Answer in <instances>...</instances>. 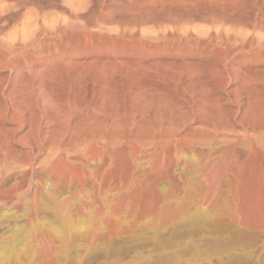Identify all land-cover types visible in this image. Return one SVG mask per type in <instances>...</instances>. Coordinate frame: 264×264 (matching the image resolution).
<instances>
[{
	"label": "rangeland",
	"instance_id": "1",
	"mask_svg": "<svg viewBox=\"0 0 264 264\" xmlns=\"http://www.w3.org/2000/svg\"><path fill=\"white\" fill-rule=\"evenodd\" d=\"M166 1L167 0H0V94L2 93L0 95V108L3 109L5 106H8L9 102H11V104H16V99L14 100V98L18 97L16 94H13V97L10 95L12 98L8 96L7 99H10H6L5 103L3 92L6 95L8 93L7 90L9 91V88H20V86L26 87V84L28 85L26 88L30 89L31 91L30 95L31 99H33L32 102L34 101L33 103L37 107H35L33 103L32 105L35 108L42 107L37 109L39 114L42 112L45 113L42 110L44 106L42 105V99L39 97L38 93L41 88H45L46 90L54 89L52 93L57 94V97L55 96L57 99H59V97H66L71 90L69 94L70 98L76 96L74 97V99L77 98L76 101L78 99L81 101H86V98L92 96L93 93L89 92L91 89L89 88L91 87V81H89V84L87 83L89 78L92 80L93 72L96 70L91 68L96 65L98 66L97 69L104 67V69L113 70V68H115L117 73L115 72L114 74L117 77L115 78L114 76L116 80L113 78L114 81H111V86H113L112 88L114 90L113 95L115 96L113 102L114 100L118 101L119 99L120 102H116V105H118V109L120 107L123 108L122 112L127 113V111L131 109V105L127 106L125 104H131L132 96L137 89L136 82L139 81L137 82L138 85L141 84L140 86L145 89L147 88V90L149 89L151 93L154 92V94L163 98V100L167 101L166 103L170 105L172 112L169 113V115H166L168 116V118L166 117L167 121H169L172 116L175 118V120H177L176 122H178V124L181 123L180 120H182L183 124H187L186 122H188L184 128L186 129L185 131L188 130L193 132L195 130L196 132H194L197 134L199 131H201V127H206L204 123L212 124L216 122L217 119L220 120L221 118H226L230 115L228 118L230 120L233 118L231 121L233 123V127L236 129V131H234L236 132L235 135L240 139L242 138V142L231 143L232 147L230 151L232 154L234 153L233 155L228 151L227 153L225 152L226 150L230 149L227 144V146L213 145V149H209L206 146L204 148L206 151H203L195 145V149L198 152H203V156L206 153H209V155H211L210 152H212V155L214 153L215 155L209 156V162L211 164L215 162L217 163L218 161L222 160L223 157H226L230 154L234 158V161L236 159L239 161H245L247 157H244L241 152V148H247V150L248 148L250 149L249 139L246 137L248 132L247 130L254 127L255 132H258H256L257 139L264 140V27H256L255 29H251L252 25L249 23V29L247 26H245L248 24V22H241L239 25H237L238 23H234L232 20L229 21L228 19H224L223 21H213L212 19L211 21L213 22L210 21V23L215 25V28H213V25L210 24L208 20H206V22L204 21L205 17L206 19L211 18V13H208L209 10L207 12L208 14H206L202 13L201 11L199 12V9L197 10L195 4L192 3V5L191 2H184L182 0L181 2H178L179 0H174V2L173 0H168L169 2ZM252 1L253 0H247L246 2V0H241V4L239 5H241V9H243L241 11L243 12V15L246 14L248 16L249 14L250 17L254 16L252 15L251 11L253 14L254 11L256 14L258 12L259 15L260 12H262L261 14L263 15L264 12L262 9L261 11H258V8L262 7L261 3L260 6L258 4L257 6L255 4L252 6ZM259 2H262V0ZM137 3H141L143 7L139 9L134 8ZM245 5L247 7L242 8ZM193 7L197 11H193ZM239 7L237 12L240 11ZM248 7L250 8L249 10ZM246 10L248 14L246 13ZM195 12H197V15ZM200 13H202V15ZM201 17L203 19H201ZM215 21H219L218 24ZM220 22H222V24ZM230 23H234L237 25V27H235L233 24L235 27L233 29V25ZM210 27L211 29H214L211 32L212 36H210ZM220 27L222 29H220ZM227 27L230 28L227 30ZM260 28L262 30H259ZM229 30L231 31L229 32ZM237 31L242 35L245 34L243 35L244 37L242 35L238 36ZM234 32H237V35ZM251 32L253 33L252 35ZM225 33L227 35H225ZM221 34H224L223 36H225L228 41L223 38ZM254 34L257 37L253 36ZM246 35L250 39H246ZM234 36H238V38L235 40ZM215 39L218 40L215 41ZM224 41L229 42L227 44L228 48L226 47L227 42ZM243 41L247 43L250 41V45H248L249 43L244 44L245 46L247 45L246 47L248 48L244 47L242 43L245 42ZM230 44L234 47L231 48ZM220 46H223L224 48H221ZM240 47L242 49H240ZM222 49L224 50L225 54L228 55L227 57L225 54H223ZM221 55H224V57ZM140 59L142 60L141 62ZM110 61H112L113 65ZM138 61L139 63H145V65L144 63L143 65L141 64L143 66L142 69H145L144 71H152L153 69L156 70L158 77L154 71H152L154 73L151 71L144 73L143 70L138 67ZM107 62H110V65H107ZM223 62L225 63L222 66ZM116 63H119V65ZM98 64L102 66L100 67ZM120 64H124L126 70H129L130 65L131 68H134L133 66L135 65L137 66L136 69H138H132V73L130 74L129 72L127 75L126 70L123 72L125 69L124 65H122L121 69H118V66L121 67ZM14 65H16V67ZM127 65H129V68L126 67ZM75 66L79 67L77 71L81 75L85 72V74L82 75L83 77L81 75L79 76V78L81 77V80L78 78V74L74 70ZM107 66L108 68H106ZM110 66H113V68H110ZM236 67L239 69V71L241 70L240 75L239 72L236 71L238 69L234 70ZM84 68L86 69L84 70ZM88 68L91 69H89L90 71L88 70L89 73L91 72L90 74L88 72V74H86V70ZM83 70L84 72L82 73ZM121 70L122 72H119ZM72 71H74V73L77 75H74ZM140 71L141 73H139ZM118 72L120 74H118ZM142 72L146 75L144 76ZM151 73L152 75H155L152 76L153 78H150ZM52 74L53 76H50ZM122 74L123 76L125 75V79L123 76L121 77ZM136 74L139 76L140 80L137 79L138 76ZM147 74H149V76ZM46 75L48 76L46 77ZM126 75L128 80L126 79ZM40 76L42 79L39 78ZM75 76H77L78 79H76ZM131 76H133V79ZM140 76L143 79H146L143 80ZM240 76L242 77L240 78ZM120 78H122L124 82L122 79L120 80ZM73 79L77 84L73 81ZM129 79L131 85L129 83ZM76 80L80 82H77ZM144 81H147L146 83L150 85L145 84ZM38 82L41 83L39 84L40 86L38 85ZM51 82L54 87L48 85L51 84ZM73 82L75 83L74 86ZM55 83H57V85ZM29 84L34 86L32 87ZM76 85L79 89L75 87ZM206 85H208V87ZM62 86L65 87L63 88ZM68 86L71 88L75 87L76 90L78 89L76 91L77 93H73L75 92V88L71 89ZM85 88H88L89 90ZM57 89L63 90L60 92ZM192 89L194 90L193 92L191 91ZM203 89L206 90L204 91ZM64 90H66V93ZM83 90V93L86 95V97L82 93ZM78 91L81 95L78 93ZM90 91L93 90L91 89ZM130 91L134 93L132 94ZM62 92H64L63 94L67 95H63ZM116 95L118 96L117 98ZM77 96H80V98ZM89 99L90 97L88 100ZM35 101L36 103L38 101L39 103L37 104H40L41 106L37 105ZM192 101L195 103V106L199 107V112L197 111L198 114L195 113L196 116L194 113H192V111L189 110L192 106ZM54 106L55 104L53 107ZM57 106L58 104H56V107ZM106 106L108 107L109 105ZM48 107L50 108V106ZM48 107L45 108L46 111H48ZM53 107L51 106V108L55 110L56 108L54 109ZM122 108L119 109L120 113H122ZM214 108L215 111H213ZM52 109H49L47 113L53 111ZM200 110L201 116L199 115ZM204 110L207 111L205 112ZM208 110L209 112L212 110V112L209 113ZM216 110L218 113H223H219L220 116H218ZM227 110L228 112H226ZM175 111L176 113L174 114ZM214 113L215 117L212 115ZM206 114L211 118H208ZM27 116L29 118V115ZM6 117L8 119V115H6ZM191 117L192 119L194 118V120L189 122ZM201 118L208 122H203V119ZM199 119L201 120L199 121ZM214 119L216 120L214 121ZM0 122V125L6 127L12 126V124L7 122ZM198 122H201V126H199L200 124ZM252 122L254 125L257 124L256 122H258V124H260V128L258 124L256 126L252 125ZM244 123H246V126ZM27 125L28 123L22 127L20 131H18V134L24 133L27 130ZM188 127H193L194 130H190ZM241 127H245L246 130L245 128L242 130ZM195 128L198 130V132ZM243 139H245V141ZM234 143H237L240 145V147H242L240 148L238 147L239 145H234ZM244 143L248 145L245 146ZM262 143L264 145V142ZM12 145L16 148L19 147L13 143ZM215 147L222 149L218 148L217 152ZM208 150L210 151L207 152ZM221 150H223V153H220ZM262 150H264V147ZM222 155L224 156L222 157ZM231 155L229 157H231ZM219 158L221 159L219 160ZM242 158H244V160ZM188 159L190 163H193L196 160L195 157H191L190 155L188 156ZM212 159L213 162L211 161ZM234 163L236 164V162ZM34 180L35 178L32 182L37 183L36 180H39V178L35 181ZM46 182L47 180L42 183L43 193L38 197L37 201L40 209V215L38 219H28L29 210L32 206L31 201L27 203L25 206L26 208L24 207L22 211L12 215L10 213L13 212L14 209L11 207L0 206V213L1 211L4 213V216H2V213V215H0V240L3 241V243L0 241V244H4L3 246L0 245V259H2L0 260V264H264V225L262 224L261 226V224H258L259 226L256 227L257 225L251 222H249L251 224H247L248 222L246 223V220L243 221L242 225L241 221L243 218L234 204V211L232 210L231 213V217L233 216L234 219L231 217L229 218L230 220L224 219L223 214H221L222 210L218 206H207L202 204L205 206H203L204 209H202V205H199L201 203H195V206L197 207H191V205V210L187 211L188 216L186 214L187 212H184L181 216L183 219L178 217L180 219H173L169 222V224L172 222L174 226L169 224V226L166 224L167 227L166 225L160 227L157 226V228L160 229L157 230L156 227H152L149 221L143 220L140 221L142 227L139 225L140 223H137L135 226L138 225V229L134 226L135 229L134 227L132 228V233H128L129 236L128 234H121L115 236L113 240H110L107 238L98 237V234L92 231V228L90 227L91 225H89L90 222H86L89 221L87 216H73V214L70 213V207H59L56 205L57 199L55 196H53L54 191L52 190L53 188L51 183L49 182L50 184L46 185ZM31 194L32 196L34 195V193L30 191L27 193V195H23L22 198L31 200ZM60 199L64 201L66 200V197L61 196L59 200ZM194 208L197 209H195L196 211L194 210L195 212L192 210ZM233 213L234 215H232ZM46 214H48V217ZM41 215L43 216L41 217ZM183 215L186 216L184 217ZM62 217L63 219H61ZM237 217L240 219V223L238 222L239 224L237 223ZM191 218H195L196 220ZM3 223L8 224V227L3 225ZM11 223L14 227H10L13 229L9 227ZM77 225L81 227L78 228ZM250 225H252V227H250ZM66 226L70 227L68 228L69 230ZM4 227H6V229ZM149 228L153 229L150 230ZM42 231L44 232L42 233ZM42 234H47V236ZM91 235H94L95 238H93L94 236L92 237ZM45 237H48V240ZM80 237H83V240H81ZM97 237L99 239L98 241ZM206 240L209 241L207 242Z\"/></svg>",
	"mask_w": 264,
	"mask_h": 264
},
{
	"label": "bare ground",
	"instance_id": "2",
	"mask_svg": "<svg viewBox=\"0 0 264 264\" xmlns=\"http://www.w3.org/2000/svg\"><path fill=\"white\" fill-rule=\"evenodd\" d=\"M182 1L191 2V4L192 3L195 4V7L197 10L199 9V12L201 11L202 13H206V14L211 13V15H210L211 18L208 16L210 19H206V17H205V19H204L205 22H206V20H208V22L210 23V21L212 19H213V21L214 20H222L223 21L224 19H228L229 21L232 20V22L238 23L237 25H239L241 22H248V24L246 23L247 25H245V26L248 27V25L250 23L252 25L251 29H255L256 27H258V28L264 27V25H263L264 24V19H263L264 14L262 15L261 14L262 12H260V15H261L260 16L258 14V12L256 14L254 11V14H253V12L251 11L252 15H254V16L250 17L249 14L247 13V10H246V13L248 14V16L246 14L243 15V12H241L243 9H241V5H239V4H241V0H240V3H239V0H182ZM259 1L253 0L252 1L253 4H251V5L254 6V4H255L257 6V4H258L260 6V3H261L262 7H259L258 11H261V9H262V11L264 12V0H262V2H259ZM166 2H169V1L167 0ZM173 2H174V0H173ZM178 2H181V0H179ZM246 2H247V0H246ZM188 4H190V3H188ZM133 6H134V4H133ZM161 6H163V5H161ZM142 7L143 6L141 3H137L134 8L139 9ZM238 7L240 8L239 12H237V10H239ZM245 7H247V6L245 5L242 8H245ZM176 8H178V7H176ZM249 9L250 8L248 7V10ZM253 9H254V7H253ZM255 9H256V7H255ZM197 10H195V8H194L193 11H197ZM208 10H209V12H208ZM191 11H192V8H191ZM244 12H245V10H244ZM188 13H189V10H188ZM202 13H200V14L202 15ZM195 14L197 15V12H195ZM203 15H205V14H203ZM186 18H187V15H186ZM201 19H203V18L201 17ZM213 21H211V22H213ZM218 22L219 21H217L216 23L218 24ZM220 23L222 24V22H220ZM210 24H212V23H210ZM233 24H231V25H233ZM223 25H222V27H223ZM234 25L232 26L233 29L235 27H237V25H235V27H234ZM251 25H250V27H251ZM213 28H215V25H213ZM224 28H225V26H224ZM229 28L227 27V30ZM210 29H211V27H210ZM220 29H222V28L220 27ZM213 30L214 29H211L210 34ZM259 30H262V29L260 28ZM216 31H218V30H216ZM230 31L231 30H229V32ZM229 32H228V34H229ZM237 32H234V33L236 34ZM241 32H243V31H241ZM222 33H223V31H222ZM231 34H232V32H231ZM252 34L253 33L251 32V35ZM221 35L223 38H225V36H223L224 34H221ZM225 35H227V34L225 33ZM239 35H242V34H240L238 32V36ZM243 35H245V34H243ZM258 35H261V34H258ZM210 36H212V34ZM216 36H217V33H216ZM235 36H234V38L236 40V38H238V36L237 37H235ZM253 36H255V34ZM255 37H257V36H255ZM232 38H233V36H232ZM245 38L250 39L247 37V35ZM259 39H261V38H259ZM217 40L218 39H215V41H217ZM221 40H222V38H221ZM235 40H233V41H235ZM227 41H224V42H227ZM224 42H222V43H224ZM243 42H245V41H243ZM216 43H218V42H216ZM228 43L229 42L226 43V47H227ZM230 43H231V40H230ZM248 43L245 42L242 44L244 45V44H248ZM248 45H250V43ZM230 46H231V44H230ZM246 46L244 45L245 48H248ZM232 47H234V46L232 45L231 48ZM250 47H252V46H250ZM213 48H215V47H213ZM215 49H217V48H215ZM240 49H242V48L240 47ZM222 52H223V54H225L224 50ZM230 52H231V50H230ZM227 56L228 55H226V57ZM222 57H224V55ZM225 58H223V59H225ZM141 61L142 60L140 59V62ZM93 62H94V60H93ZM110 62L112 64V61H110ZM110 62L109 63L107 62L108 63L107 65H110ZM115 62H117V61H115ZM115 62H113V63H115ZM119 62H120V60H119ZM132 62H133V60H132ZM90 63H92V62H90ZM126 63H128V62H126ZM135 63H132V64H135ZM143 63L144 62L139 63V61H138L139 65L138 64L137 65L140 69H142ZM224 63L225 62H223L222 66L224 65ZM116 64H114V65H116ZM130 64H131V62H130ZM117 65H119V63ZM122 65H124V64H120L121 67L118 66V69H121ZM144 65H145V63H144ZM220 65H221V62H220ZM14 66L16 67V65H14ZM76 66H75L76 69L74 68V70H75V72H77L78 78H79V76L81 74L77 71L79 69V67H76ZM99 66L101 67L102 65H99ZM128 66L129 65H127L126 67H128ZM97 67L98 66L96 65L93 68H91V69H94V70L96 69V70L93 72L92 80H90V78H89L87 83L89 84V81H91L90 82L91 87H89V88H91L93 91H90L91 89L89 90L88 88H85V89L89 90L90 93L91 92H93V93H92V96H89L90 97L89 100H88L89 97L86 98L88 101L87 100L84 101L83 100L84 97L82 98V100L86 103H84L83 101H81L79 99H78L79 101L78 100L76 101L77 98L74 99V97H76V96H74L75 94L71 95V96H74L73 98L72 97L70 98L69 94H70L71 90L69 88H71V87H69V86H68L69 87L68 89L70 90L69 94L68 95L66 94L67 95L66 96L65 94H63L64 92H62V94L65 95L66 97L63 98L61 96L62 98L59 97V99L56 98L57 97L56 93H54L55 95L52 93L54 91V89L53 90H51V89L46 90L45 88L42 89L40 87L41 89L39 88L40 91L38 93H39V97L42 99L41 100L42 105L44 106L42 110L45 113L42 112L41 114H39L37 112L38 111L37 109H40L42 107L35 108L37 106L33 103L34 101L32 102L33 99H31V95H30L31 91H30V89L26 88L28 86L27 84L25 85L26 87L20 86V88H16L15 87L16 85H15L14 86L15 88H12V89L9 88V91L7 90L8 93L6 95L3 92V98H5V103H6L7 97L10 95H12V97H13V94H16V95H18V97L14 98V100L16 99V104H11V102L7 101V102H9L8 103L9 105L4 107V105H7V104H4L3 105L4 108L3 109L0 108V121H2V122L4 121V122H7L9 124H12V126L14 125L13 127L12 126L6 127L3 125H0V206L11 207L12 209H14V211L10 213L12 215L15 213L17 214V212H19V211H22L23 208L27 205V203H29V201H31L32 206L29 210L28 219L29 220L38 219L39 215H40V209H39L37 201H38V197L43 193L42 183H44L47 180L46 185L51 183V186L53 188L52 190L54 191L53 196H55L57 199L56 205H58L59 207H63V206L70 207V213L73 214V216L74 215L75 216L85 215V217L87 216L89 221H86V222H90L89 225H91L90 227L92 228V231H94L96 234H98V237H101V238L103 237V238H107L110 240L111 239L113 240V238L117 235L130 233L132 231V228L137 223H140V221H143V220L149 221L153 228H155V227L157 228V226L160 227V226H163L166 224L168 225L169 222L172 221L173 219H177L178 217H181L184 212L191 210L190 209L191 207H197V206H195V203H197V204L201 203V204H199L200 206L202 204H205L207 206L208 205H210V206L214 205V206L220 207V209L222 210V212L221 211L220 212H221V214H223V217L226 220H228L231 217V213H232V210L234 207L233 204H234L237 207L241 217L243 218V220L241 221V224L243 223L244 220H246V223L248 222L247 224L253 223V224L257 225L256 227L259 226L258 224H261V226H262V224L264 225V154H263L264 152H262V151H264V150H262L264 147L262 142H264V140L257 139V135H256L257 131L255 132L254 127L249 128V130H247L248 132L246 134L247 135L246 137L249 139L250 149L249 148H248V150H247V148L243 149V148H241L242 146L240 147L239 144L234 143V145L235 144L239 145L238 147L241 148L242 154L244 155L245 158L246 157L247 158L245 159V161H239L238 159H236L234 161V158L232 157V155L234 153L232 154L230 151L231 147H232L231 143L242 142V140H241L242 138L240 139L238 136L235 135L236 132H234V131H236V129L233 127V123L231 121V120H233V118L230 120L228 118V117H230L229 114H227V115H229L228 117L225 116L226 118L220 119L218 117L220 119V120L217 119L218 121L216 119H214V121L216 120V122H214V123L211 122L212 124L204 123V125L206 127H201L202 129L199 132L195 128L198 132L197 134L195 133L196 131L193 129V127L192 128L188 127V129L190 128V130L192 129L195 132L194 131L193 132L188 131V130L185 131L186 129H184V128L188 124V122H186L187 124H183L182 120H180L181 123L178 124V122H176L177 120H175V118L172 116H171V119H169V121H167L166 117L168 118V116H166V115L167 114L169 115V113L172 112V109H170V105L168 103H166L167 101H164L163 98L154 94V92L151 93L149 91V89L147 90V88L145 89L142 86H140L141 84L138 85L137 82H139V81L136 82V88L137 89H136L135 93L133 92L134 93L133 94L130 91L133 94L132 99H131V104H129V103L125 104L124 103L127 106L131 105V109L128 110L127 113H124V112H122L123 108L119 106L120 108H122V110H121L122 113H120V111H119L120 108L118 109V107H117L118 105H116L117 104L116 102H118L119 99H118V101L114 100L115 103L113 102V99L115 96L113 95V92H114V90L112 88L113 86H111L112 85L111 81L113 80V78L115 76L114 73L117 70L115 68H113V66H110V68H113L114 71L104 69V67L97 69ZM115 67H117V66H115ZM133 67L136 69L137 66L134 65ZM106 68H108V66ZM124 68H125V65H124ZM134 68H131V65H130L129 70H126V68H125L123 72H125V70H126L127 75L129 74V72L131 74L132 69H134ZM82 69H80V70H82ZM85 69L86 68H84V70ZM89 69L90 68H88L86 70V74H88L89 71L91 70V69L90 70ZM236 69H238V68L236 67L234 70H236ZM84 70L82 71V73L84 72ZM142 70L144 73H146L147 71L148 72L151 71V70L144 71L145 69H142ZM221 70H223V69H221ZM231 70H232V68H231ZM141 71L139 73H141ZM152 71H154L156 74V70L153 69ZM236 71H238L239 75H240L241 70L239 71V69H238ZM72 72L74 73V71H72ZM119 72H122V70ZM119 72H118V74H120ZM154 72H152V73H154ZM69 73H70V71H69ZM152 73L150 74V78L152 76H155L154 74L152 75ZM194 73H196V72H194ZM222 73H223V71H222ZM232 73H233V71H232ZM77 74L74 73V75H77ZM84 74H85V72H84ZM84 74H82V75H84ZM123 74L121 75V77L123 76ZM134 74H135V72H134ZM236 74H237V72H236ZM74 75H73V77H74ZM127 75H126V77H127ZM138 75H140V74H138ZM145 75L146 74H144V76ZM147 75L149 76V74H147ZM47 76L48 75H46V77ZM50 76H53V74ZM118 76H120V75H118ZM124 76H123V78L125 79ZM148 76H146V77L149 78ZM75 77H76V79H78L77 76H75ZM87 77H88V75H87ZM116 77L117 76H115V78ZM131 77L133 79V76H131ZM157 77H158V75H157ZM157 77H155V78H157ZM241 77L242 76H240V78ZM39 78H41V76ZM51 78H49V79H51ZM74 79H73V81L75 82ZM79 79L81 80V77ZM121 79L122 78H120V80ZM126 79L128 80V77ZM130 79H129V83H130ZM132 79H131V81H132ZM137 79L140 80L139 76L137 77ZM142 79H141V81H142ZM144 79H146V78H144ZM179 79H182V78H179ZM246 79H247V77H246ZM51 80H49V81H51ZM84 80H82V81H84ZM159 80H161V79H159ZM76 81L80 82L78 80H76ZM86 81H87V79H86ZM122 81H123V79H122ZM141 81H140V83H141ZM243 81H245V80H243ZM39 82H38V85L41 84ZM74 82H73V86L76 83V82L75 83ZM146 82H145V84H148ZM195 82H197V81H195ZM253 82H254V80H253ZM70 83H72V82H70ZM83 83H81V84H83ZM176 83H177V81H176ZM247 83H249V82H247ZM250 83H251V81H250ZM55 84L57 85V83H55ZM81 84H79V85H81ZM84 84H86V83H84ZM119 84H120V82H119ZM159 84H160V82H159ZM180 84H181V82H180ZM18 85H20V84H18ZM18 85H17V87H18ZM48 85L54 87V85H52V82H51V84H48ZM68 85H70V84H68ZM130 85H131V83H130ZM148 85H150V84H148ZM155 85H156V83H155ZM30 86H32V85H30ZM127 86H129V85H127ZM206 86L208 87V85H206ZM75 87L78 88L77 85ZM85 87H87V86H85ZM130 87H133V86H130ZM198 87H199V85H198ZM57 88H59V87H57ZM76 88L74 90L75 92H73V93H77L76 91L79 88L77 90H76ZM59 89H57V90H59ZM80 89H81V87H80ZM62 90H59V91L61 92ZM66 90H64L65 93H66ZM200 90H201V88H200ZM191 91L193 92L194 90L192 89ZM32 92H33V90H32ZM83 92H84V90L82 91V93ZM78 93L80 94L79 91H78ZM85 93H86V91H85ZM62 94H58V95H62ZM209 94H210V92H209ZM36 95H37V92H36ZM210 96H211V94H210ZM77 97L80 98V96H77ZM85 97H86V95H85ZM117 97L118 96L116 95V98ZM9 99H7V100H9ZM37 100H38V98H37ZM73 100H75L76 102ZM10 101H12V100H10ZM129 101H130V99H129ZM216 102H217V100H216ZM32 103L34 104L35 107L32 105ZM35 103H36V101H35ZM37 103H39V102L37 101ZM193 103L194 102L192 101L191 102L192 106L189 110L192 111V113H194V114L195 113L198 114L199 107L195 106V103L194 104ZM54 104H55V106L53 107ZM56 104H58L59 107L58 106L56 107ZM224 104H225V102H224ZM37 105H40V104H37ZM106 105H109V106L107 107ZM48 106H50V108ZM51 106L54 109L55 108L56 109L53 110L51 108ZM261 106H259V107H261ZM47 107L50 110L52 109L53 111L47 113L49 111V109H48V111H46L45 108H47ZM127 109H129V108H127ZM28 111H29V113H28ZM204 111L206 112L207 110H204ZM213 111H215V108ZM221 111H222V109H221ZM208 112H209V110H208ZM210 112H212V110ZM216 112L218 113L217 110H216ZM226 112H228V110ZM253 112H256V111H253ZM175 113H176V111L174 112V114ZM219 113H218V116H220ZM221 113H223V112H221ZM181 114H182V112H181ZM200 114H201V110H200L199 115ZM6 115H8V119H7ZM27 115H29V118ZM212 115H214V117H215V113ZM195 116H196V114H195ZM200 116H199V118H200ZM216 117H217V114H216ZM208 118H211V117L208 116ZM201 119H203V118H201ZM201 119H199V121ZM192 120H194V118L192 119V117H191L189 122ZM166 121H167V123H166ZM205 121L206 120L203 119V122H205ZM210 121H211V119H210ZM201 122H198L200 125L198 123L197 124L199 126H201ZM206 122H208V121H206ZM27 123H28V125L26 127L27 130L22 134L21 133L18 134V131H20V129L22 127H24ZM256 123L258 124V122H256ZM244 125L246 126V123H244ZM250 125H248V126H250ZM252 125H254L253 122H252ZM256 125H254V126H256ZM258 126L260 128V124H258ZM258 126H257V128H258ZM241 128L243 130L245 127L244 128L241 127ZM257 128H256V130H257ZM245 130H246V128H245ZM259 134H260V132H259ZM244 135H245V133H244ZM243 140L245 141V139H243ZM12 143L19 146V147L18 148L14 147L12 145ZM226 144L229 146L230 149L226 150L225 152L226 153H227V151L230 152L232 154V155L231 154L230 155L233 159L231 157H229L230 155H228L226 157H223L224 155H222L223 159L220 160L222 158L221 157V158H219L220 161L217 160L218 161L217 163L214 161L215 163H213V164H211L209 162L210 161L209 156L212 155V152H210L211 155H209V153H206V154L204 153L205 155L203 156V152H201V151L198 152L195 149V145L197 147H199L200 149H202L203 151H206V149H204L206 146H207V148L211 149L213 145H215V146L220 145L221 146V145H226ZM237 145H236V147H237ZM246 145H248V144H245V146ZM218 148H216V150ZM219 149H222V148H219ZM223 150H224V147H223ZM223 150H221L220 153ZM209 151L210 150H208L207 152H209ZM217 152H218V150H217ZM245 154H247V155H245ZM189 155L191 157L196 158L195 162H193V163L189 162V159H188ZM213 155H215V154L213 153ZM242 159L244 160V158H242ZM211 161L213 162V159ZM234 162H236V164ZM34 178H35V180L39 178V180H36L37 183L32 182ZM30 191L34 193L33 196L31 194V196H32L31 200H28L26 198H22L23 195H27V193ZM61 196H65L66 200H64V201L61 199L59 200V198ZM193 204H194V206H193ZM203 206L204 205H202V207H201L202 209H204ZM195 209L196 208H194L192 210L194 211ZM1 213H2V211H1ZM1 213H0V215L3 214L2 216H4V213H2V214ZM64 213H65V211H64ZM186 214L188 216V212ZM47 215L48 214H46V216ZM189 215H190V213H189ZM232 215H234V213ZM42 216L43 215H41V217ZM183 216L185 217L186 215H183ZM192 216H193V214H192ZM197 216H198V214H197ZM235 216H236V214H235ZM80 217H82V216H80ZM195 218H191V219L194 220ZM231 218L234 219L233 216ZM61 219H63V217ZM178 219H180V218H178ZM197 219H198V217H197ZM203 219H205V218H203ZM51 220H52V218H51ZM6 222H7V220H6ZM149 222H148V224H149ZM235 222H236V219H235ZM238 222L240 223L239 218H238L237 223ZM249 222H251V223H249ZM174 224H175V222H174ZM3 225L7 226L8 224L3 223ZM139 225L141 226L142 224L140 223ZM167 225H166V227H167ZM169 225L174 226L172 224V222ZM10 226H13L12 223H11V225H9V227ZM137 226H135V227H137ZM80 227L78 226V228H80ZM135 227H134V229H135ZM141 227H139V228H141ZM250 227H252V225H250ZM4 228L6 229V227H4ZM68 228H70V227H67V229ZM78 228H77V230H78ZM91 228H90V230H91ZM153 228H151V229H153ZM11 229H13V228H11ZM137 229H138V227H137ZM158 229L159 228H157V230ZM133 231H135V230H133ZM3 232H4V229H3ZM43 232L44 231H42V233ZM152 232H153V230H152ZM72 233H73V231H72ZM56 234H58V233H56ZM88 234H90V233H88ZM42 235L47 236V234H42ZM76 236H78V235H76ZM91 236L93 237L94 235H91ZM128 236H129V234H128ZM48 237H45V238L47 239ZM98 237H97V241L99 240ZM82 238L80 237L81 240H83ZM84 238H85V236H84ZM88 238H90V237H88ZM93 238H95V236ZM9 240H11V239H9ZM78 241H79V239H78ZM1 242L3 243V241H1ZM2 243L0 245H2ZM88 244H89V242H88ZM5 246H7V245H5ZM0 260H2V259H0Z\"/></svg>",
	"mask_w": 264,
	"mask_h": 264
}]
</instances>
